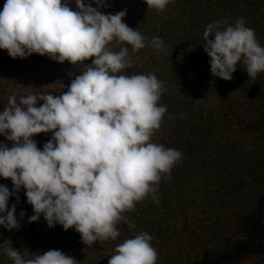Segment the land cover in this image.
<instances>
[{"label": "trees", "instance_id": "1", "mask_svg": "<svg viewBox=\"0 0 264 264\" xmlns=\"http://www.w3.org/2000/svg\"><path fill=\"white\" fill-rule=\"evenodd\" d=\"M62 2L77 10L75 0ZM5 3L0 0V11ZM84 3L97 7L94 0ZM125 9L122 22L145 37V47H108L128 48L132 67L120 74H154L163 82L158 106L166 112L151 142L181 152V158L162 174L156 199L149 194L122 213L115 240L91 245L74 227H48L43 214L30 223L35 213L21 188L8 200L9 208L16 206L19 229L0 226V264H14L6 241L24 259L59 250L77 264H108L119 244L141 233L153 238L155 264H264V72L249 78L238 62L230 81L214 77L203 48L209 24L219 22L223 30L240 18L264 47V0H170L162 11L144 0H104L99 8L102 14ZM154 37L163 41L160 50L151 46ZM92 59L80 65L36 53L12 59L0 49V112L12 95L17 103L29 94L61 95ZM52 135L30 139L42 151ZM0 145L10 149L13 142L0 135ZM0 185L12 192L10 179L0 178Z\"/></svg>", "mask_w": 264, "mask_h": 264}, {"label": "clouds", "instance_id": "2", "mask_svg": "<svg viewBox=\"0 0 264 264\" xmlns=\"http://www.w3.org/2000/svg\"><path fill=\"white\" fill-rule=\"evenodd\" d=\"M94 2L95 8L75 0L73 11L62 0H6L0 11V49L12 59L36 53L80 65L93 58L61 95L29 94L19 103L12 95L0 112V135L13 142L10 149L0 145V178L13 184L11 193L0 185V226L9 231L20 227L9 196L23 188L35 213L30 223L43 214L50 228L74 227L84 244L115 240L122 213L149 194L156 199L162 174L181 158V152L151 142L166 112L158 106L163 82L154 74H120L132 67L128 48L108 47L115 42L113 47L127 44L137 51L145 37L122 22L126 9L102 14L104 0ZM144 2L162 11L170 0ZM203 38L214 77L230 81L238 62L249 78L264 72V47L243 18L223 30L219 22L209 24ZM150 43L157 50L163 46L157 37ZM38 101L43 105L37 107ZM48 132L52 139L41 151L30 138ZM152 239L147 233L126 239L108 264H155ZM4 244L14 264H77L59 250L24 259Z\"/></svg>", "mask_w": 264, "mask_h": 264}]
</instances>
